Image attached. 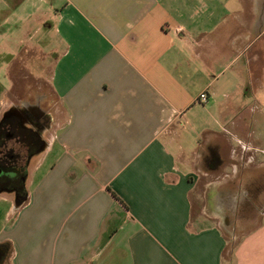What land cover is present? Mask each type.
<instances>
[{"label": "crops", "instance_id": "0c3cea01", "mask_svg": "<svg viewBox=\"0 0 264 264\" xmlns=\"http://www.w3.org/2000/svg\"><path fill=\"white\" fill-rule=\"evenodd\" d=\"M5 42L0 103L21 57L60 104L5 264H264V0H0Z\"/></svg>", "mask_w": 264, "mask_h": 264}, {"label": "flooded vegetation", "instance_id": "af4514ba", "mask_svg": "<svg viewBox=\"0 0 264 264\" xmlns=\"http://www.w3.org/2000/svg\"><path fill=\"white\" fill-rule=\"evenodd\" d=\"M47 105L46 96L38 94L10 103L0 114V195L11 196L14 206L26 200L29 166L47 145L45 134L53 122ZM5 263V249L0 246V264Z\"/></svg>", "mask_w": 264, "mask_h": 264}, {"label": "rangeland", "instance_id": "374dc122", "mask_svg": "<svg viewBox=\"0 0 264 264\" xmlns=\"http://www.w3.org/2000/svg\"><path fill=\"white\" fill-rule=\"evenodd\" d=\"M4 44L5 45H1L3 47H0V48L8 49L11 51H12V49L13 50L18 49V47H8V44L6 42ZM0 54H1V52H0ZM6 58L7 57H5L3 54L0 55V80H1V82L3 80V83H6V81H7L6 79H3V76L6 74L5 72H7L6 69L8 68V66H6V64H5V61L7 60ZM38 61L42 62L43 64H46V65H47V63H48V65L50 63L49 58L48 59L47 58L41 59V61L33 59L28 64V68L30 69V72L34 73L35 69L33 66L37 65ZM14 64H15V66L12 67L13 68L12 74L16 75V77L14 78V80L16 81V86H15L14 92L8 93L4 96V99L2 101L3 103L2 104L0 103L1 104L0 105V114H1L2 108H5L6 106H8V103L13 102V101L14 102L19 101L21 99L31 100L32 98H34L38 94L46 96V99L49 100V105H47V106H49L51 108V111L53 112V114H54V111L59 110L60 104H59L55 94L52 92V90L49 86V83L43 82V81H40L38 83L33 77L23 78V73L21 71L23 68V63L21 62V57H20V59L18 58V60H16L14 62ZM35 72H37V70ZM4 85H6V84H4ZM0 88H1V86H0ZM239 97L241 100L248 99L249 101H251V100L256 99V98L259 100H262L264 98V93L263 94L254 93V95L249 94L246 97L245 96L243 97V95H241ZM2 98L3 97L0 94V100ZM243 114L245 115V113H243ZM216 116H217V120L219 121V124L221 126H225V124H224L225 115L222 114L223 120H221V117L218 115V113H216ZM210 124H212V122ZM195 132L196 131H190V132L188 131L189 134L186 137V142L189 141L191 143V145L195 144ZM7 164L8 163H6V165ZM12 206H13L12 197L9 195H1L0 196V217L4 218L5 217L4 216L5 211L8 210ZM6 224H7V221H6V219H4L3 223H2L4 229L6 227Z\"/></svg>", "mask_w": 264, "mask_h": 264}, {"label": "built area", "instance_id": "2783aa9c", "mask_svg": "<svg viewBox=\"0 0 264 264\" xmlns=\"http://www.w3.org/2000/svg\"><path fill=\"white\" fill-rule=\"evenodd\" d=\"M198 99H200V100L203 101V102H206V101H207V94H206V92H201V93L199 94Z\"/></svg>", "mask_w": 264, "mask_h": 264}, {"label": "trees", "instance_id": "16d2710c", "mask_svg": "<svg viewBox=\"0 0 264 264\" xmlns=\"http://www.w3.org/2000/svg\"><path fill=\"white\" fill-rule=\"evenodd\" d=\"M0 246L5 249V257H6L7 253H8V249H9V243L4 242V243L0 244Z\"/></svg>", "mask_w": 264, "mask_h": 264}, {"label": "water", "instance_id": "95a60500", "mask_svg": "<svg viewBox=\"0 0 264 264\" xmlns=\"http://www.w3.org/2000/svg\"><path fill=\"white\" fill-rule=\"evenodd\" d=\"M18 206H20V204H16V205H15V207H18Z\"/></svg>", "mask_w": 264, "mask_h": 264}]
</instances>
